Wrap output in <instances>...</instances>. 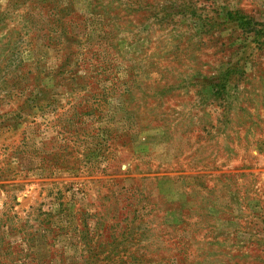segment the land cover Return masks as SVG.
<instances>
[{"label":"rangeland","instance_id":"1","mask_svg":"<svg viewBox=\"0 0 264 264\" xmlns=\"http://www.w3.org/2000/svg\"><path fill=\"white\" fill-rule=\"evenodd\" d=\"M0 264H264V0H0Z\"/></svg>","mask_w":264,"mask_h":264}]
</instances>
